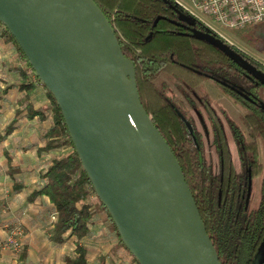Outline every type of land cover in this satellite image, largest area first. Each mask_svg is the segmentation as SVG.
Here are the masks:
<instances>
[{
    "label": "trees",
    "instance_id": "16d2710c",
    "mask_svg": "<svg viewBox=\"0 0 264 264\" xmlns=\"http://www.w3.org/2000/svg\"><path fill=\"white\" fill-rule=\"evenodd\" d=\"M95 1L116 30L123 53L135 63L143 105L182 166L220 260L223 264H251L264 238V85L224 52L193 37L180 20L177 9L189 13L175 0ZM159 16L162 18L155 26ZM0 25L2 35L26 63L25 68H19L22 79L18 87L26 92L28 115L50 122L40 151L67 149L52 157L40 170L41 182L30 196L31 200L48 197L52 212L57 214L51 240L61 245L77 239L74 255L65 258L67 264H106L107 258L115 264L113 252L100 256L98 263L92 262L89 246L80 242L91 235L92 228L105 215L118 250L131 256V263L139 264L96 195L61 108L34 72L18 42L1 22ZM196 27L204 31L208 28L199 21ZM228 30L253 48L264 46V22ZM225 42L264 71V63ZM32 76L45 89L48 104L42 102L37 106L29 101L37 89ZM209 85L246 110L236 119L223 109L237 146L241 171L236 168L225 124L211 107L215 99ZM202 106L206 107L209 117L212 142L219 159L217 169L205 156L201 135H193L186 124L188 121L193 126L192 112L200 111ZM12 129L9 126L3 135L0 133V139ZM250 141H260L259 157L248 152ZM259 176H262L260 200L257 207L251 208V200L247 201L249 180ZM20 187L16 183L13 190Z\"/></svg>",
    "mask_w": 264,
    "mask_h": 264
},
{
    "label": "water",
    "instance_id": "95a60500",
    "mask_svg": "<svg viewBox=\"0 0 264 264\" xmlns=\"http://www.w3.org/2000/svg\"><path fill=\"white\" fill-rule=\"evenodd\" d=\"M177 11L193 37L264 85V71ZM0 22L61 108L96 195L139 264H223L178 158L143 105L135 63L96 1L0 0ZM251 188L250 177L247 201ZM251 264H264V238Z\"/></svg>",
    "mask_w": 264,
    "mask_h": 264
},
{
    "label": "crops",
    "instance_id": "0c3cea01",
    "mask_svg": "<svg viewBox=\"0 0 264 264\" xmlns=\"http://www.w3.org/2000/svg\"><path fill=\"white\" fill-rule=\"evenodd\" d=\"M2 31L3 27L0 25V133L3 135L9 126H13V129L0 139V223L20 221L23 228H26V252L21 257L22 264H47L48 258L44 260L38 253L45 250L46 245L50 247V243H53V224L50 219L54 213L48 197L38 196L31 200L30 196L41 182L40 170L56 156L53 152L40 151L45 145L44 135L50 122H41L39 116L31 118L28 115L26 92L20 91L18 87V82L22 79L19 68H25L26 63L19 57L12 44L7 42V37L2 35ZM35 85L36 92L29 101L38 106L42 103L37 97L38 93L43 91V86L36 82ZM16 183L21 184V187L14 191ZM101 221L110 235L108 247L104 248L103 254L116 251L121 261L120 256L125 257L126 253L122 249L118 250L119 245L110 232L105 215L101 216ZM6 224L4 226H7ZM2 226L3 224L0 225V240L7 236ZM92 231L95 233L93 228ZM70 242L72 241L59 245V249L70 248ZM9 254L8 249L0 248V264H11ZM44 255L45 251L42 252V257ZM107 262L106 260V264ZM115 264H118L117 260ZM128 264L133 263L130 261Z\"/></svg>",
    "mask_w": 264,
    "mask_h": 264
},
{
    "label": "rangeland",
    "instance_id": "374dc122",
    "mask_svg": "<svg viewBox=\"0 0 264 264\" xmlns=\"http://www.w3.org/2000/svg\"><path fill=\"white\" fill-rule=\"evenodd\" d=\"M181 1H185L186 0H181ZM205 19L208 22H211V19L208 17H205ZM214 24V23H213ZM216 25V24H214ZM217 26V25H216ZM217 31H219L220 33H218L219 36H223L222 38H224L228 43L233 44L235 46H237L238 48H240L241 50H243L244 52H246L247 54L253 56L254 58L258 59L259 61H261L262 63H264V46H260L259 48H253L250 45L242 42L241 40H239L238 38H236L228 29L225 28H220V27H216ZM216 32V31H215ZM217 33V32H216ZM35 79V77H31V79ZM36 80V79H35ZM36 83H38L40 86H42L37 80ZM210 88V90H214L213 92V96L214 99L213 100V104L216 107V110L220 116V118L222 119L223 123L225 124V128L227 131V135L229 138V142H230V148L233 154V158L236 164V168L238 171H241V165H240V161H239V156H238V152H237V146L233 140L232 137V133L230 131V128L226 122V118L225 115L223 113V109H225L227 111V113L229 115H231L232 117L238 119L240 114H243L246 110L245 108L240 104L237 103L235 100H233L232 98L228 97L227 95H224L220 92H218L214 86L209 85L208 86ZM43 91L39 92L37 97L39 99L40 102H44L46 104H48V99L46 96V91L44 88H42ZM220 93V94H219ZM42 100V101H41ZM194 120L196 123L197 128L201 131L202 133V139H203V148H204V153L205 156L207 158L208 161L211 162V164L217 169L218 164H219V159L217 156V153L215 151L214 146L212 145V135L208 134L207 131L204 128L203 123L201 122L200 118L194 114ZM204 116V114H203ZM205 116H204V120H205ZM206 125H208L207 122H205ZM209 128V126H208ZM260 147H261V143L260 141L254 142V141H250V144L247 148L248 152H252L253 154H256L257 157H259V151H260ZM67 149H58L55 151H52L54 153V155H60L64 152H66ZM261 184H262V176H259L255 179L252 180V188H251V195H250V207L251 208H255L258 206L259 204V200H260V193H261ZM52 220V224L53 222H55L51 216ZM3 224L2 229L6 230L7 236L5 239L0 240V248H4V249H8L9 250V259L11 260V264H22V260L21 257L22 255L26 252L25 251V236L26 235V228H23V224L20 221H16L15 223H0V225ZM7 226H4V225ZM15 227H22L23 229V233L24 235L21 238V247L19 250H14L13 248H10L9 246H7L6 240L7 238L12 234V232L15 230ZM53 228V227H52ZM106 225L103 223V221H101L98 223L97 226L93 227V230L95 233H91V235L89 237L83 238L82 240H80L81 243L86 244L87 246H89L90 248V254H89V258L91 259L92 262H96L98 263L100 261V256L104 255L103 254L104 248L108 247V241L110 240V235L108 233V230L106 229ZM96 229V230H95ZM93 232V231H92ZM94 234V235H92ZM108 239V240H107ZM72 242H70V248H66L65 250H61L59 249V244H55L50 243L51 246L49 247L48 245L45 246V255L42 257V250L39 254V256L41 258H43L44 260H46V258H48V263L47 264H65V257L67 255H74L75 250H76V244H77V239L73 238L71 239ZM103 245V246H101ZM102 250V251H101ZM37 255V252L36 254ZM112 256L114 258H116L118 264H128V262L131 261V256H129L128 254L124 255L125 257H123V255L120 256L121 261L119 260V254H116V251L113 252ZM108 262L107 264H111V262L109 261L110 259L107 258L106 259Z\"/></svg>",
    "mask_w": 264,
    "mask_h": 264
},
{
    "label": "built area",
    "instance_id": "2783aa9c",
    "mask_svg": "<svg viewBox=\"0 0 264 264\" xmlns=\"http://www.w3.org/2000/svg\"><path fill=\"white\" fill-rule=\"evenodd\" d=\"M189 15L207 26L213 33H220L216 27L231 29L242 28L248 25L264 22V0H175ZM205 17L211 19L208 22ZM217 33H216V32ZM221 37V36H220ZM223 37V36H222ZM224 39V38H223ZM57 220V214L52 216ZM24 235L22 227L15 230L7 238V246L14 250L21 247V238Z\"/></svg>",
    "mask_w": 264,
    "mask_h": 264
},
{
    "label": "flooded vegetation",
    "instance_id": "af4514ba",
    "mask_svg": "<svg viewBox=\"0 0 264 264\" xmlns=\"http://www.w3.org/2000/svg\"><path fill=\"white\" fill-rule=\"evenodd\" d=\"M183 22V21H182ZM185 23V22H184ZM186 24V23H185ZM186 27H187V30L189 31V33L191 34V31H190V28H189V26L186 24ZM197 28V27H196ZM211 107L216 111V113H217V115L219 116V114H218V112H217V110H216V107H215V105L212 103L211 104ZM194 114H196L199 118H200V120H201V122L203 123V125H204V128H205V130L207 131V133L210 135H212V132H211V129H210V123H209V117H208V114H207V111H206V107L205 106H202L201 107V110L200 111H193L192 112V122H193V126H192V128H193V130H194V135L196 136V134H200L201 135V137L203 136L202 135V133H201V131L197 128V126H196V123H195V120H194ZM203 114H204V116H205V120H204V116H203ZM220 117V116H219ZM221 119V118H220ZM205 122H207L208 123V125H206V123ZM208 126H209V128H208ZM212 137V136H211ZM202 144H203V139H202ZM236 144V143H235ZM212 145H213V142H212ZM238 152V151H237ZM240 161V160H239ZM240 165H241V163H240Z\"/></svg>",
    "mask_w": 264,
    "mask_h": 264
}]
</instances>
